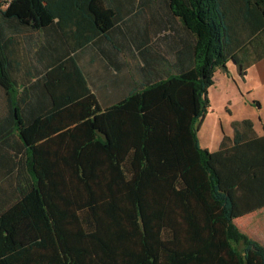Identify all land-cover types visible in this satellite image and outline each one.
Segmentation results:
<instances>
[{
	"label": "trees",
	"instance_id": "1",
	"mask_svg": "<svg viewBox=\"0 0 264 264\" xmlns=\"http://www.w3.org/2000/svg\"><path fill=\"white\" fill-rule=\"evenodd\" d=\"M147 14L184 31L183 68L103 111L75 101L73 53ZM262 58L264 0L0 1V264H264L233 225L264 207V136L243 120L215 153L197 138L215 72Z\"/></svg>",
	"mask_w": 264,
	"mask_h": 264
},
{
	"label": "crops",
	"instance_id": "2",
	"mask_svg": "<svg viewBox=\"0 0 264 264\" xmlns=\"http://www.w3.org/2000/svg\"><path fill=\"white\" fill-rule=\"evenodd\" d=\"M152 18L149 14L135 18L130 23L132 29L126 42L116 39L113 45L102 38H96L73 53L82 81L80 85L71 84L79 93L75 101L82 100L81 93H90L103 111L126 98L134 89L145 86L151 80L159 81L169 75L174 76L183 68L178 58L184 31L180 27L172 33L166 31L165 27L158 28L152 23ZM168 33L171 34L167 36ZM36 43L37 46L32 47V54L42 52L46 45L43 35L41 43ZM150 48L158 50L159 57L168 63L164 60L153 64L149 62L146 52ZM227 70L228 76L222 73L216 75L215 72V82L216 77L223 81L222 95L218 106L210 104V91L215 87L213 82L208 89L209 108L197 130L199 147L211 153L218 151L224 137L232 139L233 125L243 120L252 123V131L256 136H264V59L249 67L243 78L235 66L228 65ZM47 72L48 68L41 69L37 84L42 82L41 78ZM236 103L243 113L234 114L233 106ZM226 146L231 147V143ZM233 225L249 240L264 248V207L236 218ZM179 240L184 241L182 237Z\"/></svg>",
	"mask_w": 264,
	"mask_h": 264
},
{
	"label": "rangeland",
	"instance_id": "3",
	"mask_svg": "<svg viewBox=\"0 0 264 264\" xmlns=\"http://www.w3.org/2000/svg\"><path fill=\"white\" fill-rule=\"evenodd\" d=\"M0 1L2 2V1H7V0H0ZM229 65L231 66L232 64H229ZM218 74H221V73L219 71H217L216 75H218ZM214 82H215V80H214ZM222 82L223 81H221L220 79H218V77H216L215 87L212 88V90L210 91V104L212 103L213 106H215V107L218 106L219 98L222 95V91H223ZM228 94H230V92H228ZM234 100H235V98H234ZM4 107H5V103L3 100V95H2V92H0V115L3 114ZM233 112H234V114H241L244 111H242V109L236 103V105L233 106Z\"/></svg>",
	"mask_w": 264,
	"mask_h": 264
},
{
	"label": "built area",
	"instance_id": "4",
	"mask_svg": "<svg viewBox=\"0 0 264 264\" xmlns=\"http://www.w3.org/2000/svg\"><path fill=\"white\" fill-rule=\"evenodd\" d=\"M7 1H9V0H7ZM3 2V1H2Z\"/></svg>",
	"mask_w": 264,
	"mask_h": 264
}]
</instances>
